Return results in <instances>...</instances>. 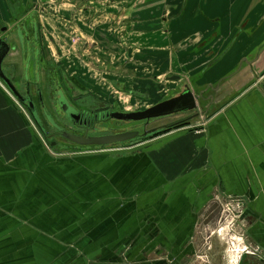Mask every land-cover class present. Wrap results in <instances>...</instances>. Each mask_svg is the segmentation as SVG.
Here are the masks:
<instances>
[{"label":"crops","instance_id":"1","mask_svg":"<svg viewBox=\"0 0 264 264\" xmlns=\"http://www.w3.org/2000/svg\"><path fill=\"white\" fill-rule=\"evenodd\" d=\"M87 8H69L85 42L96 40V30L117 37L118 49L103 48L112 80L142 93L143 82L159 89L163 76L188 79L207 99V121L130 150L55 157L0 83V264H227L219 229L249 250L238 264H264L263 0H96ZM53 13L40 14L39 23L54 53L102 81L85 63L88 49L67 48ZM24 21L11 25L0 0V29L8 28L1 38L10 33L17 43L12 30ZM238 30L203 74L200 59L222 53ZM24 68L16 45L3 70L19 92ZM224 212L235 216L230 229L220 224Z\"/></svg>","mask_w":264,"mask_h":264},{"label":"flooded vegetation","instance_id":"2","mask_svg":"<svg viewBox=\"0 0 264 264\" xmlns=\"http://www.w3.org/2000/svg\"><path fill=\"white\" fill-rule=\"evenodd\" d=\"M50 1L38 0L37 4H33L31 0H28L29 4L26 6H31V8L36 9V12L32 13L33 9L29 10L21 18L25 20L23 24L20 25L19 30L22 43L19 44L18 41L16 45L17 50L19 49L24 55L25 68L21 76L22 86L20 92L23 97L29 95L33 100L37 112L39 113L43 129L46 131V137L48 139H44L48 143L49 149L64 153L74 150L76 146L62 139L61 134L67 133L78 137H97L100 135L99 133H105L104 131L108 130L105 124L107 121H103L99 118L93 121V117L95 118L96 116L111 111L119 112V98L114 97L112 92L101 85V82L95 79L92 80L87 73L81 70L76 62L72 61L71 64H69L62 58L63 56L59 55L58 48L54 53V46L52 47V45H50L52 42L49 38L50 35L45 31L46 29L44 30L42 26H40V14L47 13L48 11L54 12L55 24L61 27L60 31H62L63 37H65L68 42V45H66L67 48H72V46H74L75 49H78L83 46V50L88 49L90 54L85 63L105 75L104 79L102 78L101 80L106 83L107 87H113L118 92L120 91L123 93H127L126 91H128L132 96L134 94L133 91L127 90L122 82H119L117 79L112 80L110 76H108L112 68L111 65L103 61V56H105L103 55V48L118 49L117 45L113 44L117 37L114 38L112 34L109 35V33L106 34L100 30L95 31L93 29V31L90 32L94 33L95 31L94 35L96 40L90 42L89 45V43L85 42L80 36L79 31H77L78 26L74 23L75 14L73 16L70 15L69 8L72 7L80 12H86L88 9L87 6L91 3H95L96 0ZM119 2L121 3V1ZM22 8L23 10L25 9V7ZM141 13L144 15L146 14V12ZM86 21L87 20H85V22ZM88 25L89 24H87V26ZM121 36L122 35H119V38H121ZM14 51H16V47ZM74 52L77 53V51ZM34 68H36V72H34L33 77L31 70ZM41 70L44 72L45 82L43 81L44 77ZM182 72L183 70L179 71V75H181ZM182 76H185V73ZM157 79L158 77L154 78V81ZM176 81H178V83H175L174 87H171L173 93L176 94L173 96H177L184 90L186 85L190 87L191 84L188 79L179 77ZM158 83L161 84L162 82L159 81ZM141 85L142 89L140 90H142V94H150L152 92L151 90L155 91V93H160V89L163 88L161 87L158 89L157 87H153L155 84L153 85V83L149 82L148 84L143 82ZM38 91L40 95L37 94ZM140 95H138V97ZM173 96L168 94L165 99ZM63 109H69L78 114L79 120L77 123H70ZM199 110L197 106V115L204 113V111L201 112V110ZM114 123L117 125L119 124L118 122ZM110 130L116 133L114 127L112 129L110 128ZM51 143L54 144L53 147H50Z\"/></svg>","mask_w":264,"mask_h":264},{"label":"water","instance_id":"3","mask_svg":"<svg viewBox=\"0 0 264 264\" xmlns=\"http://www.w3.org/2000/svg\"><path fill=\"white\" fill-rule=\"evenodd\" d=\"M264 3V0H263ZM5 4L7 6V9L9 11V15L11 18V25H14L17 23L24 14H26L29 10H32L34 8L27 7L26 5L29 4L28 0L24 5V2L22 0H5ZM22 7H25L23 10ZM8 28L2 27L0 29V35L7 33ZM20 26H17L12 30V33H16L17 42L19 41V44L22 43L21 37H20ZM240 34V30L237 31L229 45L224 49L222 53H220L218 56L214 57L211 61L210 59L215 55L216 49H213L212 51H209L206 55H204L199 63L203 62L205 63V67L202 70V73L204 74L206 71H208L210 68H212L215 64H217L220 60L223 59V57L229 52V50L232 48V46L235 44L238 35ZM10 33L6 38L0 37V83L2 86L6 89V91L11 95V97L19 104L21 105L25 111L28 113L31 121L36 126L38 131L41 133V135L44 138L46 137V131L43 129V126L41 124V120L39 117V113L37 112V109L35 107V104L33 100L30 98L29 95L26 97H23L17 87L15 86V83L5 75L3 70V63L5 59L10 55V53L14 52V49L16 47L17 43H11L9 41ZM215 36L209 38L207 41H203V43H200L199 46L196 47V50L201 52L208 47L211 46V43L214 41ZM263 74L259 73L254 76V79L260 80L262 78ZM197 91L195 89H190L189 86H185L184 90L179 93L177 96H173L168 99H162L164 95L168 96L165 92V90L162 88L160 89L161 98L160 101H156L152 105L148 106L147 108L139 111H133V112H127L124 110H119V112H107L102 115L93 117V121L96 119H102L103 121H114L118 122L119 124H126V123H135L139 126L135 130H130L126 132H116L111 135H104V136H97V137H78L74 135H70L67 133H62L61 137L62 139L66 140L67 142L74 144L76 148H84L83 150L86 151H105L108 149H120L129 147L132 145H136L139 143L146 142L152 138H155L159 135L164 134L165 132L169 131L170 129H173L172 127H176L179 124L186 123L189 124L192 120L200 119L201 121L207 120V114L205 112L203 114L196 113L198 103L202 104L204 106L207 99L203 97L201 94H197ZM38 95H40V92H37ZM129 96H132L131 93H126ZM176 95V94H174ZM209 99H211L209 97ZM210 101V100H209ZM204 102V103H202ZM212 102V101H211ZM206 106V105H205ZM199 107V106H198ZM207 109V108H206ZM204 107V110H206ZM66 118L70 123H77L79 120V115L73 112L72 110H66L63 109ZM202 112V111H201ZM193 114V115H192ZM179 116H186L185 119L182 121H178L174 123L173 125L169 126H156L155 128H150L146 130V127H148L153 121H157L160 119L165 118H175ZM85 122V121H84ZM142 126L143 132L139 131ZM48 139V138H47ZM54 144L51 143L50 147H53ZM93 148V149H92ZM53 151H56L53 149ZM86 151H78V152H86ZM58 152V151H56ZM69 153V152H68ZM57 154V153H56ZM64 154H67L64 152Z\"/></svg>","mask_w":264,"mask_h":264},{"label":"rangeland","instance_id":"4","mask_svg":"<svg viewBox=\"0 0 264 264\" xmlns=\"http://www.w3.org/2000/svg\"><path fill=\"white\" fill-rule=\"evenodd\" d=\"M103 1L111 2L112 0H103ZM169 73L171 74V72H169ZM120 74H122V73H120ZM122 75H126V74H122ZM132 78H133V75L129 74V79H132ZM166 78H167V76H165V77L163 76V77H161L159 79V80H161L163 82V89L165 90L166 93L174 95L175 93H173V89H171V87H174L175 83H178V81L175 80L176 76L171 74L170 78H168V79H166ZM263 81H264V79H263ZM99 82H101V85L105 86L110 92H112L114 97H118L119 98V110L122 109V110L127 111V112L143 110V109L147 108L148 106L152 105L153 103H155L156 101H160V98L162 97L161 94L154 93L153 91L150 94H146V93L142 94V93H140L141 95L138 94L136 91H133L134 95L133 96H129L126 93H123V92H120V91L118 92L113 87H110V86L107 87L106 83H104L102 81H99ZM126 92L128 93V91H126ZM137 94L140 95V96L138 97ZM166 97L167 96L164 95L162 97V99H164ZM142 99H144V100H142ZM202 103H204V102H202ZM198 106H199L198 108L203 112L205 104H204V106H202V104L198 103ZM185 118H186V116H179V117H175V118L172 117V118H165V119H160V120H157V121H153V123H151L148 127H146V130H148L150 128H155L156 126H159V125L160 126L173 125L174 123H176L178 121L180 122V121H182ZM206 121L207 120L201 121L197 117L196 119L192 120L189 124H186L185 126H180V127L177 126L176 129H172V130H181V129L191 130L190 129L191 127L198 126V125H204L206 123ZM105 124H106L108 130L104 131L105 133H99L100 134L99 136L113 134V132H111V130H110V128L112 129L113 127H114V130H116V132L119 131V133H120V132H126V131H130V130H135L139 126L138 124H135V123H126V124H118L117 125L113 121H107ZM34 127H36V126L34 125ZM37 131H38V129H37ZM139 131L143 132L142 126H141ZM39 135H40L39 137H40L41 141L43 142V145L45 146V149L47 151H50L52 156L56 157V156L69 155V154H73V153H83V152H78L79 150L80 151H86V150H83L84 148H79V149L74 148V150H70V151L65 152L67 154H64L63 152H60V151L59 152L53 151V149H49L48 143L45 141L44 137L41 136L40 133H39ZM115 150H117V149H108V150H105V151L114 152ZM117 153H119V152H117ZM224 213H225V215H224L225 218L222 217L223 219H221V221H220L221 223L220 224H222V226H223L226 223L225 225L227 226L228 229H230L231 228V224L230 223H232L235 220V216L234 215L232 216L231 214H229V216H227L226 212H224ZM228 218H229V220H226ZM218 234L220 235V237H223V239L227 242V245L223 249V251L226 249L227 254L229 256H231L232 255V252H231L232 249L234 250L236 248V245H234L233 241L231 239H229L232 236H227L221 229H219ZM226 251H225V253H226ZM226 262H227V259H226Z\"/></svg>","mask_w":264,"mask_h":264},{"label":"built area","instance_id":"5","mask_svg":"<svg viewBox=\"0 0 264 264\" xmlns=\"http://www.w3.org/2000/svg\"><path fill=\"white\" fill-rule=\"evenodd\" d=\"M201 126L202 125L194 126V127H191L190 129L199 130V128ZM133 148L134 147H129V148H126V149L130 150V149H133ZM231 215L233 216V214H231ZM231 252H232V255L231 256H229V255L227 256V264H238L241 255L242 254H248L249 253V250L247 248H245V247H243V248L242 247H236L234 250L232 249Z\"/></svg>","mask_w":264,"mask_h":264},{"label":"trees","instance_id":"6","mask_svg":"<svg viewBox=\"0 0 264 264\" xmlns=\"http://www.w3.org/2000/svg\"><path fill=\"white\" fill-rule=\"evenodd\" d=\"M185 125H186V123H182V124H179V125H177V126L180 127V126H185ZM177 126H176V127H177ZM176 127H172V128H173V129H176ZM170 130H172V129H170ZM170 130H169V131H170ZM169 131H167V132H169ZM167 132H165V133H167ZM165 133H164V134H165ZM77 149H79V148H77Z\"/></svg>","mask_w":264,"mask_h":264}]
</instances>
